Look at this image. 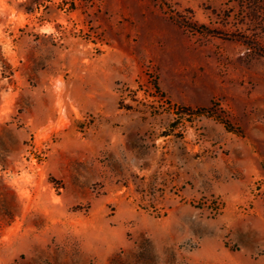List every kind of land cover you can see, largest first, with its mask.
<instances>
[{
	"label": "rangeland",
	"instance_id": "obj_1",
	"mask_svg": "<svg viewBox=\"0 0 264 264\" xmlns=\"http://www.w3.org/2000/svg\"><path fill=\"white\" fill-rule=\"evenodd\" d=\"M0 264H264V0H0Z\"/></svg>",
	"mask_w": 264,
	"mask_h": 264
},
{
	"label": "trees",
	"instance_id": "obj_2",
	"mask_svg": "<svg viewBox=\"0 0 264 264\" xmlns=\"http://www.w3.org/2000/svg\"><path fill=\"white\" fill-rule=\"evenodd\" d=\"M202 113H203V111H201V112H197L196 114L200 115V114H202Z\"/></svg>",
	"mask_w": 264,
	"mask_h": 264
}]
</instances>
